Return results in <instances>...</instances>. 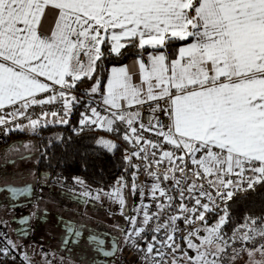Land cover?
<instances>
[{"label":"snow or ice","instance_id":"snow-or-ice-1","mask_svg":"<svg viewBox=\"0 0 264 264\" xmlns=\"http://www.w3.org/2000/svg\"><path fill=\"white\" fill-rule=\"evenodd\" d=\"M189 38L192 41L179 47L171 60L167 51H161L172 40ZM101 45H110L108 54L116 56L129 46L141 54L146 48L157 50L147 54V63L137 56L142 86L134 85L127 66H122L111 69L106 87L101 89L100 80L94 79L97 62L105 55ZM81 53L86 64L79 59ZM41 76L51 84L42 82ZM85 79L93 84L83 95H100L99 103L71 95ZM40 93L47 95L38 97ZM165 97L171 99L169 109L157 105L153 111L169 116L168 132L158 130L156 124L139 126L163 137L162 142H153L134 126L139 111L127 109ZM52 104L62 105V111L42 112L37 119L28 112L33 106ZM6 106L13 109L0 115L6 135L11 131L6 126L17 119L28 120L27 125H14L20 130L35 131L42 122L46 126L49 116L55 118L54 123L67 124L77 106L85 109L81 129L95 125L112 132L121 131L118 123L126 126L123 138L136 150L125 160L134 168L138 166L131 164L133 157L147 162L145 171L154 180L149 193L156 201L155 210L150 212L149 205L141 204L131 210L133 214L125 212V189L131 195L139 191L141 198L143 189L134 182L129 188L123 177L110 193L103 194L120 205L128 227H116L126 244L143 252L146 264H169V257L170 264H230L229 256L234 261L241 251L250 257L255 252L264 254V243L255 244L257 237L264 240V218L258 223L256 218L246 217L231 236L224 231L229 223L227 201L237 191L264 184V0H0V110ZM101 143L109 150L115 147ZM164 143L174 150H164ZM165 161L172 175L165 174L163 179L172 181L175 196L149 170L152 164ZM204 180L215 195L197 183ZM4 190L17 196L31 189ZM83 195L98 200L101 193ZM176 200L175 213L161 221ZM185 201L194 203L189 206ZM218 201L225 204L223 214L209 225L206 214L219 207ZM180 220L186 226L196 221L204 224L203 229L182 237L195 256L177 243ZM61 223L65 244L69 238L72 243L84 238L83 225L77 227L63 218ZM201 231L206 235L199 236ZM148 232L152 233L150 239ZM193 237L201 242L193 243ZM86 239L90 245L105 244L93 234ZM139 240L146 241L145 248H140ZM237 243L239 248L234 246ZM248 244L254 246L248 248ZM119 250L113 239L111 250L103 255L112 257ZM177 251L182 256H176ZM10 252L8 247H0V257L14 258Z\"/></svg>","mask_w":264,"mask_h":264},{"label":"trees","instance_id":"trees-1","mask_svg":"<svg viewBox=\"0 0 264 264\" xmlns=\"http://www.w3.org/2000/svg\"><path fill=\"white\" fill-rule=\"evenodd\" d=\"M190 41L191 38L187 41L172 40L167 49L171 57L176 56L180 45ZM108 47L109 45H102L101 49L105 55L97 62V72L94 74V79L98 78L101 82V89L106 82L111 66L123 65L138 55L155 51V49L146 48L141 54V50L129 46L122 50V55L116 56L108 54ZM92 82L93 80L85 79L78 82L77 87L72 89L78 99L86 101L84 97L87 96L83 95L84 87L91 85ZM82 109V106L75 107L67 124H51L38 129L34 139L38 144L36 167L39 172L45 173L49 177L50 184L58 188L75 189L80 193L84 189L85 192L110 193L117 186L120 177L124 178L129 188L133 182L139 188L138 171L125 160V157L130 156L135 149L123 138L124 129L118 124L116 126L121 131L109 132L94 129L92 126L81 129L79 121ZM25 136L17 131L12 132L9 138L23 139ZM102 139L114 141L119 150L110 151L99 146L98 141ZM135 160L136 158L133 157L131 164L135 165ZM134 172L136 173L135 177H133ZM125 194L126 199L130 198L132 202L135 195H131L128 189H125ZM224 207L225 204L222 203L215 211L208 214L206 220L209 225L214 224L218 216L223 214L221 210ZM227 210L229 223L224 226V231L229 236L238 225L245 221L246 217L256 218L259 223L260 219L264 218V184H257L253 189L236 192L233 198L227 201ZM184 242L181 245L183 251ZM234 246L239 247L240 244L237 243Z\"/></svg>","mask_w":264,"mask_h":264},{"label":"flooded vegetation","instance_id":"flooded-vegetation-1","mask_svg":"<svg viewBox=\"0 0 264 264\" xmlns=\"http://www.w3.org/2000/svg\"><path fill=\"white\" fill-rule=\"evenodd\" d=\"M25 140V138H8L0 145V150L14 147L16 144L22 146ZM26 157L18 159L21 160V165ZM9 163L7 165L12 168L16 162L12 160ZM22 167L21 170L24 169ZM13 171L8 174L0 171V181L1 178L18 173L16 170ZM34 178V182H27L22 177V182L0 184L1 247H8L11 250L10 256L17 258L21 264L40 262L43 254L53 255L54 260L61 259L65 264H115L121 251L123 234L119 229H107L105 220L102 221L100 218L94 220L96 216L92 219L89 212L91 209L99 208V205L84 196V192L58 188L50 184L49 177L39 172L37 167ZM26 186H30L31 190L23 195L13 196L11 192L4 190L8 187L20 189ZM61 218L64 221H73L77 227L83 225L84 238L77 243H72L69 238L68 243L65 244L66 233ZM25 219H27L26 223L23 222ZM123 227L127 228V224ZM89 234L103 239L105 244L102 247L95 243L90 245L86 239ZM113 239L116 240L120 250L112 257H105L103 252L111 250Z\"/></svg>","mask_w":264,"mask_h":264},{"label":"rangeland","instance_id":"rangeland-1","mask_svg":"<svg viewBox=\"0 0 264 264\" xmlns=\"http://www.w3.org/2000/svg\"><path fill=\"white\" fill-rule=\"evenodd\" d=\"M92 84H93V82H92ZM92 84L84 87V91L87 92L90 89V87L92 86ZM71 95H74V96L76 95L73 92V90H71ZM90 98L97 100V101H100L98 99V95H96L95 97H90ZM15 124H18V123H15ZM24 125H27V124H24ZM41 126H45V125L41 124ZM134 126H136L139 129V126H140L139 119L136 121ZM40 127H38L35 131H33L32 129H29V128H25L21 132V131H19L20 129H16L14 127V125L11 126V128H10L11 131L16 129V130H18L19 133L25 134L26 140L23 142L22 146H17V144H16V146H14V147L5 148V149L0 150V171L6 172L5 174H8V173H12L13 170H16V171H17V169L20 170V171L18 170L17 171L18 173H16V174H13V175L11 174V175L3 178V179L1 178L0 184L3 182H8V183H18L20 181L22 182V177H23V180H26L27 182H34L35 181L34 175L36 173V165H37V160H38V144H37L36 139H34V136L36 135V133ZM94 127H95L94 129L102 130L100 127H97L95 125H94ZM5 135H6L5 130H3V132L0 133V145L4 143L2 141V139L5 137ZM9 135H10V133L8 132L7 137ZM102 141L109 142V143L115 145V147L112 148L110 151H118L119 150L118 146L114 143V141H112L110 139H102V140L98 141L99 146L104 147V145L101 143ZM25 156H27L25 158L26 160H24L23 164L21 165V160H18V159L21 157H25ZM12 160H15V162H16L12 167L13 169L10 168V165H7V164H10L9 162ZM166 162L167 161H165L159 165H163ZM3 165H6V167H3ZM20 167H22L24 169L21 170ZM13 172H15V171H13ZM22 172L24 175H22ZM138 177H139V179H138V183H139L141 180L140 178H142V176L139 174ZM149 177L150 176H148V175L143 176L144 179L149 178ZM152 180H153V178H152ZM152 182H154V180ZM197 183H203L205 189L213 191V195H215L214 190L209 188L207 181L206 182L197 181ZM83 192H85V189L83 190ZM86 192H88V191H86ZM89 192L93 196H95V194L98 193V192H92V191H89ZM237 192H239V191H237ZM88 198H90L91 201H94L99 205V208L97 207V209H95V208L91 209V212H89V214L92 216V219L94 218L93 216H96L94 218V220H98V218H100L102 221L105 220V222L107 223V229H109V230L118 229L116 227L117 225H120L123 227V225L127 224L124 217L120 214V205L118 203H115L112 199H109V197L107 195H104L101 193L100 198L98 200L93 199L92 197H88ZM139 199H141L139 191H137V193L135 194V197H134L132 202L130 201V198L126 199L125 212L127 214H129V212H131V214H133L131 210L135 207L140 206V202L138 201ZM218 203H219V206H221L223 202L218 201ZM217 208H215L213 211H215ZM99 209L101 210V212L99 211ZM208 214L209 213L206 214V217H205L206 219H207ZM127 227H128V225H127ZM203 227H204L203 222L196 221L195 224H192L185 229V232L182 233V236L185 235L187 232L194 231L195 229H203ZM3 232L5 233V228H4ZM204 235H206V233L204 231H201L199 233V236H201V237H203ZM192 239H193V243L199 244L201 242L196 237H193ZM183 241L184 240L182 239L180 241V243L177 242V243H179L180 248H181ZM260 243H264V240H262L260 237H257L255 244L259 245ZM130 244L131 243L126 244L124 242V238H122L121 251H120V253L116 259L115 264H135L134 259L136 261V258L133 257V253L136 252L137 250L131 251L130 250ZM253 246H254L253 244L247 245L248 248H251ZM0 247H1V244H0ZM183 247H184V252H187L189 256H195V251L192 248H189L186 242L183 245ZM229 252L231 253V249L229 250ZM176 256L180 257V256H182V253L180 251H177ZM138 257H140L139 259L141 260L140 254H138ZM54 259H55V257L53 255L47 256V255L43 254V259L40 262H36L34 264H65L62 262L61 259H58V260H54ZM12 260H13V263L15 262L14 264H21V262L17 258L15 260H14V258H12ZM229 261H230V264H264V254H261L260 252H255L250 257L248 255L247 251H241L240 254L238 256H236L234 261L231 260V257L229 256ZM139 264H141V263H139ZM185 264H187V261H185Z\"/></svg>","mask_w":264,"mask_h":264},{"label":"built area","instance_id":"built-area-1","mask_svg":"<svg viewBox=\"0 0 264 264\" xmlns=\"http://www.w3.org/2000/svg\"><path fill=\"white\" fill-rule=\"evenodd\" d=\"M79 59L81 60V62H83L85 64L87 63V58L83 55V53L80 54ZM45 95H47V94L44 93L43 95H40L38 97H42V96H45ZM75 96L77 97V95H75ZM84 98H85L86 101L92 99L90 97H84ZM92 100H94V99H92ZM94 101L96 103L100 102V101H97V100H94ZM156 107L157 106L152 105V104H144L141 107L140 115H139L140 125L143 124L146 127L151 128L152 124H156L158 130H162L164 132H167L169 130V127L171 126V120L169 119V116L164 111H153V108H156ZM158 107H159V109H169L168 106H164V105H159ZM12 110H13L12 107L7 106V107H5V109L0 110V115H6L8 112H10ZM50 111H62V105H60V104H52V105H45L43 107L37 105V106H33V107L29 108V110H28V112L31 115L32 119H37L38 117H40L42 112H50ZM83 111H85L84 108L81 110V112H83ZM102 114H104V113H102ZM69 118H70V116L68 117V120H69ZM80 120H81V114H80ZM15 123L28 124V120L27 119H17L15 121L11 122L10 124H8L6 127L10 129L11 126L15 125ZM118 125L122 129L126 128V126L124 124L118 123ZM3 130H5V127L0 126V133L3 132ZM139 130H140L141 135H143L146 139H149V140H151L153 142H162L163 141V137L162 136H157L156 135V130L144 131L143 129H140V128H139ZM163 147H164V150H174L172 145H168L166 143H164ZM176 154L180 155L179 152H177ZM158 156H159V153H158L157 157ZM146 163H147L146 161H143V160H140V159H137V158L135 160V165L138 166V167H136V170L138 171V174H140L142 177L143 176H147V172L145 171V167H144V165ZM170 167L171 166L168 164V162H166L163 165L152 164L149 170L156 172L157 175L160 177L161 187L169 189L170 194L175 196L177 194L174 193V192H171L172 181L171 180L165 181L163 179L165 174L172 175V173L168 172V169ZM176 175H177V177L180 176L179 173H176ZM208 179H211V178H208ZM190 182L191 181H189V183ZM202 182H206V180H204ZM197 195H198V193H197ZM161 202H163V198H161ZM202 202H206V201H202ZM185 203H187L189 206H192V204L194 202L193 201H185ZM178 204H179L178 200L174 201L173 209H166L164 215L161 217V221L166 219L169 214H174L176 209L178 208ZM144 205H149L150 206L149 207V211L151 212V211L155 210L156 201H154V200H152L150 198V199L147 200V202ZM177 223H178V226L180 227V229L182 230L180 233L177 234V242L180 243V241L182 240V237H183L182 233L185 232V229L187 227H189L190 225H188V226L184 225L182 220L178 221ZM151 235H152L151 232L147 233V236H148L149 239H150ZM138 243L140 245V248H145L146 247V241L145 240H139ZM130 250L131 251L132 250L135 251L137 249L132 247L131 244H130ZM136 252H138V254H140V256L143 257V255H144L143 252L138 251V250ZM170 262H171V258L169 257V264H170ZM14 263H13L12 258H2V257H0V264H14ZM145 264H146V262H145Z\"/></svg>","mask_w":264,"mask_h":264},{"label":"crops","instance_id":"crops-1","mask_svg":"<svg viewBox=\"0 0 264 264\" xmlns=\"http://www.w3.org/2000/svg\"><path fill=\"white\" fill-rule=\"evenodd\" d=\"M111 31H113L112 29H109V32H111ZM115 31H118V30H115ZM102 34L103 35H105L106 36V38L107 39H110V37L109 36H107V34H104L103 32H102ZM191 41H192V38H191ZM190 41V42H191ZM190 42H188V43H190ZM188 43H185V44H182V45H180L179 47H181V46H185V45H187ZM110 46V45H109ZM178 47V48H179ZM101 48H102V45H101ZM155 51H157V50H155ZM155 51H152V52H155ZM161 51H167L168 52V54H169V60H171V59H173V58H175V57H171V55H170V52L166 49V50H161ZM177 52H178V49H177ZM148 54V53H147ZM147 54H144V55H141V58L144 60V62L145 63H147V60H148V55ZM136 59H137V57H134V58H132V59H130L127 63H125V64H123V65H119V66H111L110 68H109V71H108V76H107V79H106V82H105V84H104V86H103V88L102 89H104L105 87H106V84H107V80H108V78L110 77V75H111V69L113 68V67H116V68H119V67H122V66H127V68H128V70H129V74L132 76V83L134 84V85H136V86H142L141 85V78H140V73H139V67H138V64H136ZM39 79L42 81V82H46V83H49V84H51V81H47L46 79H45V77H39ZM67 79H70V77H68ZM57 87H59V86H57ZM175 90H173V92H174ZM44 93H40V94H38V96H40V95H43ZM97 99V98H96ZM98 99L100 100V95H98ZM147 104H152V105H155V106H159V105H164V106H168V107H170V104H171V99L169 98V97H165L164 99H162V100H160V101H152V102H149V103H147ZM143 105H135V106H133L132 108H129V109H127L128 111H139V113H140V109H141V107H142ZM7 107V106H6ZM55 118H53V117H51V116H49V117H47V120L49 121L46 125H51V124H57V123H54V122H52L53 120H54ZM139 119V118H138ZM42 124H43V122H42ZM44 125V124H43ZM85 127H88V126H85ZM92 127L93 128H95L94 127V125H92ZM30 129V128H29ZM102 130H104V131H106L105 129H103V128H101ZM18 130H12V131H9V133L11 134L12 132H17ZM19 131H21L22 132V130H19ZM25 132V131H24ZM168 132V131H167ZM178 135V134H177ZM9 138V136L7 137V135H5V137L2 139V141L3 142H5V140L7 141V139ZM1 141V142H2ZM214 151H219L218 149H214ZM202 154V153H201ZM201 154H197L198 156L199 155H201ZM151 177H149V178H140L141 180H140V182L138 183V185H139V187L140 188H142L143 189V197L141 198V199H139L138 201L140 202V206H141V204H145L146 202H147V200L148 199H150V193H149V186L153 183L152 181V178L150 179ZM141 196V195H140ZM184 244H185V242H184ZM133 257L134 258H136V261H135V259H134V262H135V264H139V263H141V264H145V261L142 259V257H141V260L139 259L140 257H138V252H134L133 253ZM137 262V263H136Z\"/></svg>","mask_w":264,"mask_h":264}]
</instances>
